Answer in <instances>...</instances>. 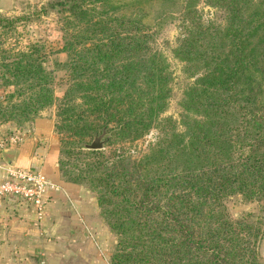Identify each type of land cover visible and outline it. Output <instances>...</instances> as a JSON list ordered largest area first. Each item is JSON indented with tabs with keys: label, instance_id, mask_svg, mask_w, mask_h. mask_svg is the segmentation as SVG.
<instances>
[{
	"label": "trees",
	"instance_id": "1",
	"mask_svg": "<svg viewBox=\"0 0 264 264\" xmlns=\"http://www.w3.org/2000/svg\"><path fill=\"white\" fill-rule=\"evenodd\" d=\"M199 1L222 19L203 22ZM47 6L59 14L66 87L55 96L43 41L1 49L0 86L12 89L0 116L33 120L55 106L59 175L94 193L114 236L108 264H264V214L226 206L264 198V0ZM168 23L178 28L170 51L193 78L177 118L162 116L172 75L157 37ZM102 130L103 148L82 147ZM151 130L145 151L121 148Z\"/></svg>",
	"mask_w": 264,
	"mask_h": 264
},
{
	"label": "crops",
	"instance_id": "2",
	"mask_svg": "<svg viewBox=\"0 0 264 264\" xmlns=\"http://www.w3.org/2000/svg\"><path fill=\"white\" fill-rule=\"evenodd\" d=\"M17 134V142L0 146V181L7 166L29 168L58 189L49 191L41 220L19 199L0 196V264H101V258L108 264L94 196L59 175L52 116H37Z\"/></svg>",
	"mask_w": 264,
	"mask_h": 264
},
{
	"label": "rangeland",
	"instance_id": "3",
	"mask_svg": "<svg viewBox=\"0 0 264 264\" xmlns=\"http://www.w3.org/2000/svg\"><path fill=\"white\" fill-rule=\"evenodd\" d=\"M55 1L56 0H0V50L15 51L17 48L26 46L29 41L38 39L43 41L45 46L44 67L46 70L53 72V90L55 96L58 97L66 87L67 77L65 70L60 66V63L66 60V54L57 51L62 42L59 14L55 9H51L47 6ZM197 6L200 10L203 22H219L222 19L223 14L220 9L207 6L201 1L197 3ZM15 18L19 19L15 21ZM5 19H11L12 24L5 23ZM177 33L178 28L172 23H168L163 27L157 37V47L165 56L172 75L171 94L162 116H172L174 118H177L178 114L182 112L183 107L181 105V99L183 97V91L193 80L192 77H188L182 72V62L174 58L170 51V48L174 45ZM56 62H58V64H56ZM11 89L12 87L10 86H0V99L6 91H10ZM186 111L185 113L188 116H197L192 109ZM41 114L52 116L54 128L56 119L55 106L51 105L43 108L36 116H40ZM31 121L32 120L25 119L19 120L17 116H0V142L2 141L5 143L4 147L10 144L8 141H5V139L25 129ZM54 132L59 138L60 135L56 132L55 128ZM155 135L156 131L151 130L141 139L131 144H124L121 148L132 155H137L145 151L147 145L155 139ZM104 137L105 135L102 139H104ZM90 140L91 139H88L87 142ZM84 187L87 189L86 186ZM89 192L94 196L93 192ZM226 206L232 217H236L243 212H251L252 215L264 214V198L258 201L245 202L242 201L238 195H234L226 200ZM101 221L103 224L102 230H104V226L106 227V229L101 232V238L107 256L113 244L114 236L102 219ZM259 253L260 259L264 263V236L259 244ZM100 262L101 264H106L103 258H101Z\"/></svg>",
	"mask_w": 264,
	"mask_h": 264
},
{
	"label": "built area",
	"instance_id": "4",
	"mask_svg": "<svg viewBox=\"0 0 264 264\" xmlns=\"http://www.w3.org/2000/svg\"><path fill=\"white\" fill-rule=\"evenodd\" d=\"M18 137L16 133L5 141L17 142ZM4 145L1 141L0 146ZM5 171L6 175L0 181V196L19 199L25 206L32 208L37 220H41L48 193L57 190V186L38 170L7 166Z\"/></svg>",
	"mask_w": 264,
	"mask_h": 264
},
{
	"label": "water",
	"instance_id": "5",
	"mask_svg": "<svg viewBox=\"0 0 264 264\" xmlns=\"http://www.w3.org/2000/svg\"><path fill=\"white\" fill-rule=\"evenodd\" d=\"M103 135H104V130H102L99 134H95L92 139L87 142V143H84L82 145V147L84 149H87V150H99L101 148H103V145H104V141L102 138H103ZM7 153V149H2V155H3V159L6 161V162H11L9 160V158H7V156L5 155Z\"/></svg>",
	"mask_w": 264,
	"mask_h": 264
},
{
	"label": "flooded vegetation",
	"instance_id": "6",
	"mask_svg": "<svg viewBox=\"0 0 264 264\" xmlns=\"http://www.w3.org/2000/svg\"><path fill=\"white\" fill-rule=\"evenodd\" d=\"M104 136V135H103Z\"/></svg>",
	"mask_w": 264,
	"mask_h": 264
}]
</instances>
